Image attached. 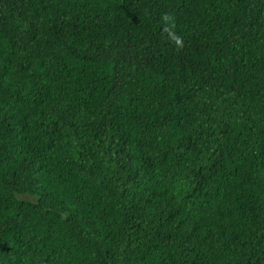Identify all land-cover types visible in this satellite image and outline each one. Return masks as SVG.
I'll return each mask as SVG.
<instances>
[{
	"label": "trees",
	"instance_id": "1",
	"mask_svg": "<svg viewBox=\"0 0 264 264\" xmlns=\"http://www.w3.org/2000/svg\"><path fill=\"white\" fill-rule=\"evenodd\" d=\"M0 264H264V0H0Z\"/></svg>",
	"mask_w": 264,
	"mask_h": 264
},
{
	"label": "clouds",
	"instance_id": "2",
	"mask_svg": "<svg viewBox=\"0 0 264 264\" xmlns=\"http://www.w3.org/2000/svg\"><path fill=\"white\" fill-rule=\"evenodd\" d=\"M164 20L168 21L169 17L167 15H165ZM170 35L175 39L177 45L182 44V38L179 35H176L175 33H170Z\"/></svg>",
	"mask_w": 264,
	"mask_h": 264
}]
</instances>
